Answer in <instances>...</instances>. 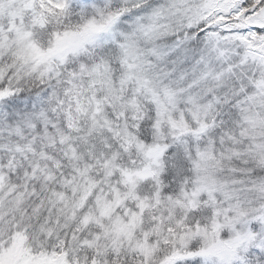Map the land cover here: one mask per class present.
Here are the masks:
<instances>
[{
  "label": "snow or ice",
  "instance_id": "6c2138e0",
  "mask_svg": "<svg viewBox=\"0 0 264 264\" xmlns=\"http://www.w3.org/2000/svg\"><path fill=\"white\" fill-rule=\"evenodd\" d=\"M0 264H264V0H0Z\"/></svg>",
  "mask_w": 264,
  "mask_h": 264
}]
</instances>
